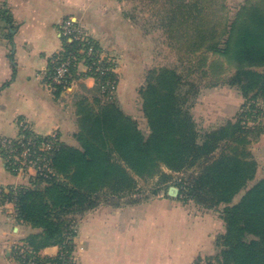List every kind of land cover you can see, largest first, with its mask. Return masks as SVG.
I'll return each instance as SVG.
<instances>
[{"label":"trees","instance_id":"16d2710c","mask_svg":"<svg viewBox=\"0 0 264 264\" xmlns=\"http://www.w3.org/2000/svg\"><path fill=\"white\" fill-rule=\"evenodd\" d=\"M205 1L209 0L193 5L181 0L175 7L199 10V40L189 49L203 53L202 65H207L208 54L218 56L211 64L217 68V76L235 68L228 83L238 85L245 97L253 92L250 99H264V0H233L232 5L229 0H218L216 18L204 14ZM0 14L12 22L8 9ZM181 17V13L179 17L173 13L167 21L171 25ZM192 19L185 11L183 21ZM87 34V39L102 49L100 41ZM64 43L67 51L87 44L67 39ZM88 58L86 52L80 53L77 62L83 59L86 64ZM104 62L110 70L102 78L95 71L89 73L96 77L100 91L107 80L118 84L115 62L109 57ZM186 77L175 67L149 69L139 91L148 132L116 103H109L98 113L84 115L83 129L77 134L80 146L60 142L52 155L49 176L38 174L30 186L5 193V198L15 202L18 217L40 229L26 238L27 247L37 253L38 264H76L78 217L96 207L104 195L114 198L131 192L137 185L136 176L161 173V179L168 181L162 166L175 172L199 168L198 173L187 176L179 197L205 208L222 209L226 229L217 238L219 251L212 257H199L195 264H264V174L250 184L259 163L246 148L249 136L262 135L264 126L247 127L244 116L253 112L244 111L236 121L200 128L193 111L198 90L188 88L194 84ZM62 88L57 85L59 92ZM55 245L60 246L56 256L40 254ZM25 255L18 253L17 258L28 264L30 254Z\"/></svg>","mask_w":264,"mask_h":264},{"label":"crops","instance_id":"0c3cea01","mask_svg":"<svg viewBox=\"0 0 264 264\" xmlns=\"http://www.w3.org/2000/svg\"><path fill=\"white\" fill-rule=\"evenodd\" d=\"M146 1L149 8L143 13L144 9L138 10L139 0H129V7L127 0H0V12L8 9L12 17L10 23L0 14V139L22 138L28 130L32 137L56 134L59 144L80 146L77 134L83 129L84 115L98 113L112 102L148 132L139 92L146 72L140 57L143 35L155 32L154 28L166 32L167 19L173 13L179 17L181 11L171 8V3L180 0ZM159 3L162 7L156 9ZM145 14L160 18L162 24H139ZM69 18L100 41L104 59L115 62L118 84L109 98L98 90L96 77L86 73L83 61L74 67L72 85L59 92L50 83L64 53L62 24ZM124 47L131 49L126 52L129 62L122 55ZM202 121L210 124L206 129L223 125L212 126L204 117ZM200 122L197 118L199 127ZM258 141L264 144V133ZM34 172H13L0 150V188L5 193L30 186L37 176ZM161 172L169 175L170 182L184 171L162 166ZM149 178L157 187L151 197L141 198L139 188ZM161 178V173L136 176L137 185L131 192L115 199L104 195L96 207L77 219L74 257L78 264H195L199 257L217 254V238L226 229L222 209L184 202L173 184L164 187L168 181ZM39 231L18 217L13 199L0 200V264H23L17 258L18 249L27 246L31 233ZM59 251L55 245L40 254L53 257Z\"/></svg>","mask_w":264,"mask_h":264},{"label":"rangeland","instance_id":"374dc122","mask_svg":"<svg viewBox=\"0 0 264 264\" xmlns=\"http://www.w3.org/2000/svg\"><path fill=\"white\" fill-rule=\"evenodd\" d=\"M138 10H143V13H146L147 8H149L146 0H139ZM181 1V0H180ZM190 4H195L201 0H184ZM218 0H209L205 1L206 8L204 14L209 18H216L219 16V11L217 7ZM236 1H245V0H236ZM129 0H127V7L130 6ZM165 4V3H164ZM167 4V3H166ZM216 4V5H215ZM229 4H233V0H229ZM148 5V6H147ZM156 5V4H155ZM177 3H171V8L176 7ZM204 5V1H203ZM162 4L159 3L156 5V9H160ZM167 9V7H166ZM186 11L187 16H192L194 19L190 21H183V14ZM181 18L176 19V21L170 25L169 29H166V32L158 31L154 28L155 32L145 33L144 41L142 43L143 48L140 50V57L144 58L146 65L143 66L145 69V76L149 69H154L158 67H168V68H177L178 72L181 74L187 75L186 80H193V86H189L192 91L194 89L198 90V95L195 100V105L193 107L194 114L196 115V120L201 121V117L206 118L207 123L211 125L225 124L228 120L236 121L237 118L241 116V113L246 111L247 113L253 112L252 116L245 114L246 120L243 122L247 127L257 128L258 125L264 126V99L259 98L257 100L250 99L252 95L245 97L242 94L238 85H231L228 83V79L235 73L236 69L229 67L228 70L224 71L221 76H217V71L212 62L218 59V56L213 54H208L207 65H202L200 62L202 52H191L189 49L190 45L195 41L199 40L198 30L201 29L200 22L198 20L199 10L197 8L193 10L181 9ZM198 17V18H197ZM139 24L144 25H161L162 21L159 18H147L146 14L142 18L138 19ZM148 28V26H146ZM157 27V26H156ZM147 28H144L147 29ZM130 37V34L128 35ZM143 40V39H142ZM126 50V51H125ZM131 49L124 47L122 55L125 56V59L129 62ZM125 52V53H124ZM126 54V55H125ZM263 70L262 67L258 68ZM206 74H204V72ZM255 106H252V105ZM233 118V119H231ZM204 121V120H203ZM203 121L200 122L202 129L208 128L210 124L204 125ZM202 123V124H201ZM248 129V128H247ZM252 134V133H251ZM257 137V138H256ZM254 137L250 135V142L247 143L246 148L252 151L253 156L259 160L260 165L258 168L257 176L250 184L255 183L258 178L264 174V144L259 143V138L261 135ZM235 142H231L234 144ZM0 150H3L0 145ZM220 152L217 151L215 155H218ZM3 153V152H2ZM199 168L189 169L183 173H177L173 179H170L167 184H173V187L179 189L178 182L181 180L187 182V176L190 173H198ZM159 175V174H158ZM157 183L153 182L150 178L146 179L145 182L140 186V197H151L154 193V189L157 187ZM138 189V191H139ZM115 199V198H111ZM80 217V216H79ZM78 217V218H79ZM75 262L78 264V260L75 255Z\"/></svg>","mask_w":264,"mask_h":264},{"label":"built area","instance_id":"2783aa9c","mask_svg":"<svg viewBox=\"0 0 264 264\" xmlns=\"http://www.w3.org/2000/svg\"><path fill=\"white\" fill-rule=\"evenodd\" d=\"M62 36L69 42L75 40L86 41V45L80 49H70L66 50L64 46V53L59 59V63L54 68L50 83L54 86L61 85L63 87H68L74 82V67L77 63L78 55L80 53L86 52L88 60L90 62L86 63V73H92L95 71L99 77H103L110 67L106 66L104 58L100 49L96 48L88 38V34L85 32L82 25L77 23L72 19H66L62 24ZM85 58V57H84ZM83 58V59H84ZM79 62H84V60ZM102 83V82H101ZM116 90V83L114 81H105L102 83V94L109 98L113 95ZM0 145L4 150L5 157L7 160L8 167L16 173H25L29 171H35L36 175L41 174L43 176H49L52 168L51 161L53 153L59 148V139L56 134H50L45 137H32L24 135L22 138H9L3 137L0 139ZM180 187H186L183 181H179ZM179 187V192H180ZM5 198V191L0 188V200ZM27 252L30 254L28 258V264H38L35 260L37 253L27 246L18 249V253L25 254Z\"/></svg>","mask_w":264,"mask_h":264},{"label":"water","instance_id":"95a60500","mask_svg":"<svg viewBox=\"0 0 264 264\" xmlns=\"http://www.w3.org/2000/svg\"><path fill=\"white\" fill-rule=\"evenodd\" d=\"M172 188H173V190L176 192V194H178L179 189H178L177 187H172Z\"/></svg>","mask_w":264,"mask_h":264}]
</instances>
